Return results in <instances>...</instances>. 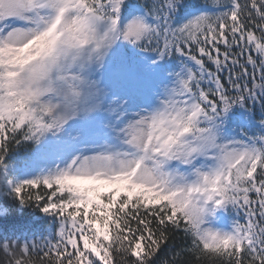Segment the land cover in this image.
Returning <instances> with one entry per match:
<instances>
[{"label": "snow or ice", "instance_id": "snow-or-ice-1", "mask_svg": "<svg viewBox=\"0 0 264 264\" xmlns=\"http://www.w3.org/2000/svg\"><path fill=\"white\" fill-rule=\"evenodd\" d=\"M0 264H264V0H0Z\"/></svg>", "mask_w": 264, "mask_h": 264}, {"label": "trees", "instance_id": "trees-1", "mask_svg": "<svg viewBox=\"0 0 264 264\" xmlns=\"http://www.w3.org/2000/svg\"><path fill=\"white\" fill-rule=\"evenodd\" d=\"M25 223L35 222L36 228L34 229L35 235L40 236L46 234L45 229L47 228V223H51L50 218L43 217V214L38 211H34L29 208L24 213L20 214Z\"/></svg>", "mask_w": 264, "mask_h": 264}]
</instances>
